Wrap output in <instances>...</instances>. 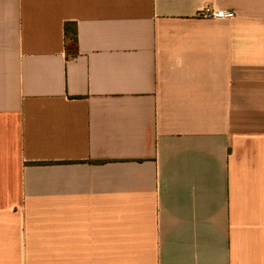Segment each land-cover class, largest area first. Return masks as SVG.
<instances>
[{
    "label": "crops",
    "instance_id": "crops-1",
    "mask_svg": "<svg viewBox=\"0 0 264 264\" xmlns=\"http://www.w3.org/2000/svg\"><path fill=\"white\" fill-rule=\"evenodd\" d=\"M0 264H264V0H0Z\"/></svg>",
    "mask_w": 264,
    "mask_h": 264
},
{
    "label": "built area",
    "instance_id": "built-area-1",
    "mask_svg": "<svg viewBox=\"0 0 264 264\" xmlns=\"http://www.w3.org/2000/svg\"><path fill=\"white\" fill-rule=\"evenodd\" d=\"M198 15L205 19L216 20H232L236 16L235 12L231 10H218L211 6H205Z\"/></svg>",
    "mask_w": 264,
    "mask_h": 264
},
{
    "label": "trees",
    "instance_id": "trees-1",
    "mask_svg": "<svg viewBox=\"0 0 264 264\" xmlns=\"http://www.w3.org/2000/svg\"><path fill=\"white\" fill-rule=\"evenodd\" d=\"M65 40L67 51L71 55L77 54L78 36L77 29H72L69 24L65 26Z\"/></svg>",
    "mask_w": 264,
    "mask_h": 264
}]
</instances>
